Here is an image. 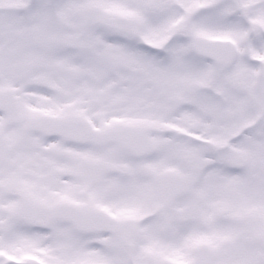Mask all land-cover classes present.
I'll list each match as a JSON object with an SVG mask.
<instances>
[{"label":"snow or ice","instance_id":"snow-or-ice-1","mask_svg":"<svg viewBox=\"0 0 264 264\" xmlns=\"http://www.w3.org/2000/svg\"><path fill=\"white\" fill-rule=\"evenodd\" d=\"M0 264H264V0H0Z\"/></svg>","mask_w":264,"mask_h":264}]
</instances>
